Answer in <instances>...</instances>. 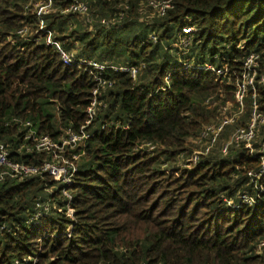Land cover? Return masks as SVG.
I'll return each mask as SVG.
<instances>
[{"label":"trees","instance_id":"obj_1","mask_svg":"<svg viewBox=\"0 0 264 264\" xmlns=\"http://www.w3.org/2000/svg\"><path fill=\"white\" fill-rule=\"evenodd\" d=\"M27 1L0 0V140L12 161L41 166L49 159L25 150L31 142L14 118L56 142L87 119L93 77L63 64L46 43L50 33L65 50H77L76 58L144 68L136 80L108 73L113 84L102 90L105 106L91 138L64 153L77 167L71 185L46 172L0 184V264H264V175L257 176L264 122L253 155L244 143L224 153V143L183 180L182 172L163 170L216 115L215 102L236 103L235 83L252 53L259 76L245 119L251 122L254 102L264 116V0H172L164 16L149 0H91V25L65 13L72 0H51L55 11L43 16L41 31L36 8L31 15L20 6ZM114 16L122 18L97 22ZM25 24L36 26V36H21ZM188 26L196 30L188 48H172ZM208 64L227 71L217 75ZM193 188L182 200V190Z\"/></svg>","mask_w":264,"mask_h":264},{"label":"built area","instance_id":"obj_2","mask_svg":"<svg viewBox=\"0 0 264 264\" xmlns=\"http://www.w3.org/2000/svg\"><path fill=\"white\" fill-rule=\"evenodd\" d=\"M87 1L91 0H72L71 5L65 11L66 14H76L83 18L86 24H92L93 19L89 14V5ZM45 5L51 4L52 1L49 0L48 3H44ZM148 4L152 7L159 16H164L166 12L173 8L172 0H149ZM37 6V4H36ZM37 11V8H36ZM48 11H44L43 8H40L37 12L38 17L40 18V26L45 28L43 16L48 14ZM122 17L114 16L111 19L109 18H101L97 22L101 25H110L115 19H121ZM40 27V28H41ZM24 29L20 30V34H22ZM196 30L192 26L182 28V33L178 37L176 43H174V47L185 50L187 49L190 44V35L193 34ZM150 39L153 41H157V36L151 35ZM46 43L51 46H55L58 50L59 56L66 66H77L80 69H84L85 71L89 72L95 83V88L92 91V99L90 101V106L87 109V119L85 124L82 125L78 130H74L71 128H67L63 130L62 134H65L61 137L59 141H54L47 135H40L38 134L32 127L31 122L21 121L17 118H14L13 121L20 124V127L23 130H26V137L27 141H30L32 147H27L25 150L27 152H35L36 153H47L49 156L48 160H45L41 166H32L26 163L14 162L10 159L9 148L8 146L0 140V184L4 182L8 178H15L17 180H24L28 177H32L42 172L48 173L52 176L56 181L63 182L64 184L71 185L73 183V177L77 173V167L75 164L71 163L65 156L64 153L70 148H79L81 147L85 141H88L91 138L92 134V127L95 118L98 115L99 108L101 106H105L103 101L100 100L102 95V90L106 89V87L112 86L113 82L108 77L109 72H126L132 79L136 80L140 71V68L137 67H122L117 68L115 66H111L107 63H98L93 60H89L86 58H76V52L74 51H67L65 50L62 45L58 42H55L53 39V34L50 33L47 36ZM259 59L258 54H250L247 56L244 62V74L243 76L250 75V72L254 70L257 65ZM189 67L190 65H186ZM205 69L208 71H213L217 73V75H223L227 70L226 69H216L213 65L208 64L205 66ZM167 84H169V75L165 78ZM246 93V88L243 84L237 85V102L241 106L243 105L244 95ZM248 93V92H247ZM256 104V102H254ZM257 105V104H256ZM254 116H258V119H252V121L244 128H239L236 130L234 136L231 138L229 143H225L222 147V151L227 153L228 148L231 144H241L244 143L248 153L250 155L254 154L255 148L254 145L251 143L256 135V126L257 122H264V116L258 113V107L254 108ZM229 121L225 120L222 123H217L214 125L206 126L203 128L201 132V140L206 141V146L204 147L203 151L200 152H193L189 155L188 161L196 166L200 161L201 156L209 154V152L215 147L218 140L222 136V133L225 130L226 125ZM126 124H120L117 127L121 129L126 128ZM105 125L103 126V128ZM91 128V129H90ZM235 137V138H234ZM24 148V146L22 147ZM22 149H19V152ZM259 152L264 154V147L259 149ZM184 155V154H183ZM182 155V156H183ZM181 156V157H182ZM262 160V170L259 174H257L258 178H262L264 175V155L261 157ZM64 195L67 202V208L69 213H72L71 209V201L72 196L64 191ZM242 201L245 204L252 205L253 197L248 195L242 196ZM49 206V205H48ZM49 207H46V211H48ZM264 246V243L262 244Z\"/></svg>","mask_w":264,"mask_h":264},{"label":"rangeland","instance_id":"obj_3","mask_svg":"<svg viewBox=\"0 0 264 264\" xmlns=\"http://www.w3.org/2000/svg\"><path fill=\"white\" fill-rule=\"evenodd\" d=\"M20 6H24L25 14H31V15H33V12H35V8H37V12L40 8H43L44 11H48L47 13H51V12L55 11V10H51L53 5H51V4L45 5L42 1H39L37 3V6H36V4H34V0H28L26 4L20 3ZM73 22L74 21H72V23ZM35 27L36 26L25 24L24 30H23V31H25V33L22 34L21 36L23 38H31V37L36 36L37 29ZM41 30H44V28L41 27L39 29V31H41ZM172 48H175V47H173V45H172ZM213 67H215V66H213ZM258 68H259V63H257L254 70L252 72H250L249 77L243 76L244 71H242L240 76L237 77V81L235 83L236 92H237V85L238 84L239 85L243 84L246 88V93L244 95L243 105L240 106L238 104L236 93L234 94V98H235L236 103L234 101H230V102H227L225 105H223L225 97L221 98L218 102H215L214 106L218 107L216 115H214L213 118H211V121L209 123H206L202 126V128L198 132L197 137H191L188 140L187 145H186L188 150L184 153V155L182 157L176 158L174 160V162L168 160L167 162L164 163L163 170H166L167 173H170L169 176L177 177V176H180L181 172H182V180H183L185 178V175L187 174L188 170H193L196 167L188 161V158H189V155L192 154L193 152H200V151L204 150V147L206 146V141L201 140V132H202L204 127L214 125L217 123H222L225 120L229 121V123L226 125V129L222 133L223 135L221 136L219 143L217 142V144L215 146V148L219 147L221 149V147L224 143H226L227 141H228L227 143H229L231 141V138L234 136L237 129L244 128L249 124L248 119H245L246 112H247V107H246V99L248 96L247 92L251 88L253 90H255V92H256L255 83H256L257 78L259 76ZM252 106H253V111H254V108L257 105L255 103H253ZM253 111L251 114V121H252V119H256V120L258 119V116H256V117L254 116ZM243 118L245 120L244 122H243ZM259 123H261V122H257L256 134L258 133L257 128H258ZM254 140H255V137H254L253 141L251 142L252 144H253ZM215 148L213 147V149H215ZM172 169H175V170L179 169V171L178 172L171 171ZM250 173H251L250 176L252 174H254L253 171H250ZM191 190H195V189L193 188V189H183L182 190V200H185L184 198H186L188 195L187 192L191 191ZM51 191H52V189L48 192H51Z\"/></svg>","mask_w":264,"mask_h":264}]
</instances>
